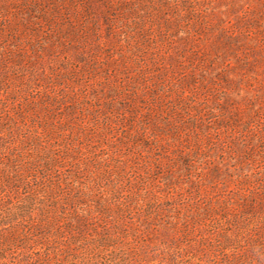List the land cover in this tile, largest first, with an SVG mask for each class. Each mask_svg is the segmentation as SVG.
<instances>
[{"label": "rangeland", "instance_id": "rangeland-1", "mask_svg": "<svg viewBox=\"0 0 264 264\" xmlns=\"http://www.w3.org/2000/svg\"><path fill=\"white\" fill-rule=\"evenodd\" d=\"M0 264H264V0H0Z\"/></svg>", "mask_w": 264, "mask_h": 264}]
</instances>
